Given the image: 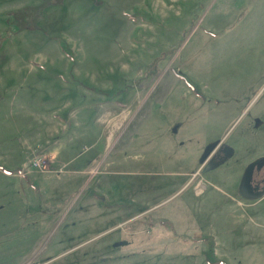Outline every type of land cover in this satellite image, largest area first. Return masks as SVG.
Here are the masks:
<instances>
[{"label": "rangeland", "instance_id": "1", "mask_svg": "<svg viewBox=\"0 0 264 264\" xmlns=\"http://www.w3.org/2000/svg\"><path fill=\"white\" fill-rule=\"evenodd\" d=\"M39 4L0 0V264H264V0Z\"/></svg>", "mask_w": 264, "mask_h": 264}, {"label": "flooded vegetation", "instance_id": "2", "mask_svg": "<svg viewBox=\"0 0 264 264\" xmlns=\"http://www.w3.org/2000/svg\"><path fill=\"white\" fill-rule=\"evenodd\" d=\"M235 151V147L225 139V136H217L203 149L199 158L198 173H209L223 167L231 161ZM196 175L194 173L193 177ZM234 189L247 199L256 201L264 199V151L241 165Z\"/></svg>", "mask_w": 264, "mask_h": 264}, {"label": "trees", "instance_id": "3", "mask_svg": "<svg viewBox=\"0 0 264 264\" xmlns=\"http://www.w3.org/2000/svg\"><path fill=\"white\" fill-rule=\"evenodd\" d=\"M41 6H51V5H56L57 3L61 2L62 0H39ZM40 12L42 11H38V9L36 8H30L28 10H20V11H16V12H9L6 14V18H13V20H15V24L18 26L19 29H34L35 28V23L37 22V18L35 16H37V14H40ZM12 21L8 19V23H11ZM33 25V27L31 26ZM35 25V26H34ZM6 41V35L2 36L0 35V47L5 43ZM116 73L112 72V73H107L106 77L107 79L110 81L111 86L115 85L114 81L116 78ZM83 88L87 89V90H91V87L86 86V85H82ZM109 91H107V94L109 95L110 92L113 93L115 92L117 89H108ZM122 104V103H121Z\"/></svg>", "mask_w": 264, "mask_h": 264}, {"label": "built area", "instance_id": "4", "mask_svg": "<svg viewBox=\"0 0 264 264\" xmlns=\"http://www.w3.org/2000/svg\"><path fill=\"white\" fill-rule=\"evenodd\" d=\"M30 166H32L37 170H42L43 168L45 169L46 167V161L44 159H35L30 163Z\"/></svg>", "mask_w": 264, "mask_h": 264}, {"label": "water", "instance_id": "5", "mask_svg": "<svg viewBox=\"0 0 264 264\" xmlns=\"http://www.w3.org/2000/svg\"><path fill=\"white\" fill-rule=\"evenodd\" d=\"M206 155V152L204 153V156Z\"/></svg>", "mask_w": 264, "mask_h": 264}, {"label": "crops", "instance_id": "6", "mask_svg": "<svg viewBox=\"0 0 264 264\" xmlns=\"http://www.w3.org/2000/svg\"><path fill=\"white\" fill-rule=\"evenodd\" d=\"M220 136V135H219Z\"/></svg>", "mask_w": 264, "mask_h": 264}]
</instances>
